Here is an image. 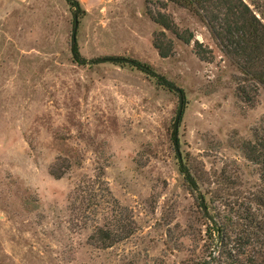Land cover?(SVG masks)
<instances>
[{
  "label": "rangeland",
  "instance_id": "obj_1",
  "mask_svg": "<svg viewBox=\"0 0 264 264\" xmlns=\"http://www.w3.org/2000/svg\"><path fill=\"white\" fill-rule=\"evenodd\" d=\"M78 3L32 0L0 21V264H199L213 242L173 133L220 222L260 185L235 146L264 134V89L254 107L242 102L241 73L185 9ZM147 7L190 31L191 43L153 23ZM159 32L173 41L170 57L153 47ZM195 41L211 62L194 54ZM130 220L127 238L90 239Z\"/></svg>",
  "mask_w": 264,
  "mask_h": 264
},
{
  "label": "trees",
  "instance_id": "obj_2",
  "mask_svg": "<svg viewBox=\"0 0 264 264\" xmlns=\"http://www.w3.org/2000/svg\"><path fill=\"white\" fill-rule=\"evenodd\" d=\"M65 1L79 11L78 1ZM148 3L161 10L171 3L194 14L207 28L220 52L241 73L245 86L238 88V97L247 105L255 106L259 89H264V6L254 2L249 4L246 0H155L154 3L148 0ZM146 13L153 23L171 32L182 43L190 44L193 40L190 31L178 30L169 14L152 11L149 7ZM153 47L161 58L173 54V41L163 32L155 34ZM193 51L201 61L213 60L212 50L198 41L194 42ZM130 63L142 72L149 71L148 66ZM171 142L176 148L178 171L206 220V233L213 242V254L199 264H264V134L255 131L251 140H239L235 146L256 167L260 185L247 203L236 204V209L230 208L229 215L220 222L209 216L210 203L179 154L177 132L173 133ZM133 231L130 220L128 224L120 225L115 233L96 228L90 239L93 243L112 245Z\"/></svg>",
  "mask_w": 264,
  "mask_h": 264
},
{
  "label": "crops",
  "instance_id": "obj_3",
  "mask_svg": "<svg viewBox=\"0 0 264 264\" xmlns=\"http://www.w3.org/2000/svg\"><path fill=\"white\" fill-rule=\"evenodd\" d=\"M32 0H0V21L12 16ZM81 4L101 3L103 0H78Z\"/></svg>",
  "mask_w": 264,
  "mask_h": 264
},
{
  "label": "water",
  "instance_id": "obj_4",
  "mask_svg": "<svg viewBox=\"0 0 264 264\" xmlns=\"http://www.w3.org/2000/svg\"><path fill=\"white\" fill-rule=\"evenodd\" d=\"M76 30H77V21H76V17H75V24H74L73 33H72L73 40L75 39ZM117 61H126V62L130 63L129 60L118 59V58H106V59H102V62H117ZM175 90L180 95V91L178 89H175ZM180 105H182V98L181 97H180ZM178 115H181V110H179Z\"/></svg>",
  "mask_w": 264,
  "mask_h": 264
}]
</instances>
